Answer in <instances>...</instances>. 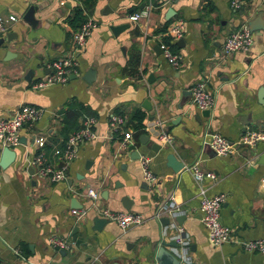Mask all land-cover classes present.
<instances>
[{
  "label": "crops",
  "instance_id": "0c3cea01",
  "mask_svg": "<svg viewBox=\"0 0 264 264\" xmlns=\"http://www.w3.org/2000/svg\"><path fill=\"white\" fill-rule=\"evenodd\" d=\"M159 1L0 0L1 15L20 18L9 28L10 41L0 35V117L23 104L44 109L34 125L21 128L13 163L0 168V264H264V252L244 251L232 241L211 246L196 209L201 193L223 194L220 222L231 236L264 241V140L230 156L202 146V139L214 132L234 140L244 130L264 131V0H241L237 10L229 6L231 0H177L156 7ZM146 5L152 6L146 18L127 20ZM29 6L35 7L33 26L22 20ZM74 7L93 26L74 53L73 72L64 83L33 88L47 73L48 62L69 52L72 28L66 17ZM168 8L173 14L165 20ZM176 20L182 21L183 32L179 46L176 41L171 49L182 61L173 68L157 39L167 41L161 34ZM242 23L251 32L249 50L222 57L223 39ZM114 25L120 26L115 34L109 29ZM200 81L215 91L207 112L183 93ZM70 103L81 107L77 125L82 115L95 116L98 137L79 147L65 179L49 182L34 175L31 157L41 150L47 162L59 165L65 116L74 111ZM136 111L143 114V128L133 131L134 144L124 152L107 118L120 114L125 128L133 130L129 116ZM161 130L168 142L159 140ZM141 134L148 136V144L139 142ZM40 136L44 143L39 149L35 140ZM151 143L158 149L152 150ZM132 152L149 159L152 184L143 181L139 157ZM167 154L182 164L179 170L171 169ZM194 162L215 178L195 182L186 169ZM88 188L97 193V207L139 213L144 222L121 230L107 221L91 230L96 215L85 195ZM120 197L128 200L127 210ZM170 204L184 215L181 225L166 211L152 217L159 206ZM71 208H87L85 217L75 220ZM70 234L68 249L49 244L52 237ZM170 240L177 246L161 245ZM159 247L172 256H156Z\"/></svg>",
  "mask_w": 264,
  "mask_h": 264
},
{
  "label": "built area",
  "instance_id": "2783aa9c",
  "mask_svg": "<svg viewBox=\"0 0 264 264\" xmlns=\"http://www.w3.org/2000/svg\"><path fill=\"white\" fill-rule=\"evenodd\" d=\"M177 0H160L156 7L169 6ZM242 4L241 0H231L229 6L237 10ZM151 5H146L144 8L135 11L127 16V20L135 22L142 18H146ZM19 17L13 14H0V35L8 33L9 28L15 23ZM182 21L176 20L165 26L161 36L167 37V42L157 39L158 48L165 62L175 68L181 64V56L171 49V45L181 37L183 32ZM93 26L92 19L85 20L75 29L70 31L69 41L70 50L67 54L53 58L46 65L47 73L44 74L38 81L33 84V88H40L49 84L64 83L70 72H73L75 65V51L84 46L86 37ZM252 36L248 26L244 23L240 24L233 31L228 33L223 39L221 45V56L227 57L233 52H247L252 44ZM190 92V102L199 110H209L214 104V90L208 89L204 81L193 84L188 89ZM44 113V109L38 106L23 104L16 110L6 116L0 117V147L13 149L20 143V130L22 127H31ZM126 119L120 115L111 113L107 118L109 129L120 136V148L127 152L134 144L133 130L125 128ZM96 118L93 115L84 114L79 120L78 127L70 131L62 142V149L59 155L60 163L58 166H53L47 162L43 151L39 150L31 157L33 173L39 178L46 179L49 182H59L65 179L66 171L69 163L77 156L79 147L83 143L90 142L98 137L95 130ZM157 125H159L157 123ZM161 142H168L169 138L161 130L158 136ZM264 140V131L261 130H244L238 138L229 140L218 133H210L202 139V146L209 148L217 156H230L236 154L244 147H251L256 142ZM44 143L42 136L37 137L35 144L37 148H41ZM149 159L145 156L139 157L141 176L144 182L148 185L152 184L155 176L148 168ZM192 179L195 182H202L204 178L214 179L215 175L202 169L197 162L189 165L187 168ZM200 196L197 205L200 223L205 230L206 238L211 246H220L225 242H234L242 250L247 252H264V241L262 239L240 240L231 236L230 228L220 222V207L223 201V194H215L211 196ZM85 195L91 200V206L95 211V215L104 218L108 222L114 223L121 230L133 226H137L144 222L145 218L139 213L129 211H112L108 208L97 207L94 201L97 198V193L88 188L85 190ZM169 206H159L152 214V217L157 219L164 211L168 214L175 215L180 212L179 208ZM86 209L76 210L71 208L69 214L75 220L79 221L86 215ZM178 241L180 239L178 238ZM49 244L54 248L68 249L73 244L70 240L52 237L49 239Z\"/></svg>",
  "mask_w": 264,
  "mask_h": 264
},
{
  "label": "water",
  "instance_id": "95a60500",
  "mask_svg": "<svg viewBox=\"0 0 264 264\" xmlns=\"http://www.w3.org/2000/svg\"><path fill=\"white\" fill-rule=\"evenodd\" d=\"M34 11H35V7L34 6H29L28 8H27V10L24 12V14H23V16H22V20L26 23V24H28V25H30V26H33L36 22V20L34 19V17H33V13H34ZM172 14H173V10L171 9V8H168L167 10H166V12H165V16H164V19L165 20H168V18L169 17H171L172 16ZM127 26V24H125V27ZM120 28V26H117V25H114V26H110V30H111V32L113 33V34H115V32L118 30ZM12 33L11 32H8V33H6V35H5V39H6V41H10L11 40V38H12ZM179 42H180V39L179 40H177V42H176V44H177V46H179ZM158 47V46H157ZM88 74H89V72H88ZM87 77V76H86ZM86 77H84L83 79L85 80V81H89V79H88V77L86 78ZM185 95L186 94H190V92L189 91H184L183 92ZM183 94V95H184ZM182 106V104L181 103H179L178 104V108H180ZM204 112H207V110H203ZM177 118L178 117H176V120H177ZM175 121V120H174ZM138 139H139V142L141 143V144H148V136L146 135V134H141V135H139V137H138ZM158 145L157 144H150V148L152 149V150H157L158 149ZM132 153H135L134 155V158L135 159H137L138 157H139V154L137 153V152H132ZM213 153V152H212ZM214 154V153H213ZM132 155V154H131ZM15 157H16V153H15V151H14V149H9V148H7V147H1V149H0V168L1 169H6L11 163H13V161L15 160ZM166 161H167V163H168V165L171 167V169L173 170V171H177V170H179L181 167H182V164L179 162V161H177L176 159H175V157L172 155V154H167L166 155ZM120 202H121V204H122V207L125 209V210H127L128 209V204H129V202H128V200H126V198L125 197H120ZM174 216V215H173ZM174 219H175V221L177 222V224L178 225H181V223H182V220L184 219V215H179V214H175V216H174ZM160 222H161V224H163V225H166V224H168V220H167V218H160V220H159ZM107 221L104 219V218H101V217H98V216H95V217H93L92 219H91V223H92V227H91V230H93V231H97V230H99L105 223H106ZM72 234V233H71ZM71 234L66 238L67 240H70V236H71ZM161 245L162 246H171V247H176L177 245H176V242L174 241V240H170L167 244H165L163 241H161ZM162 255V254H166L168 257H171L172 256V254L171 253H169V252H165L164 251V248L163 247H159L158 249H157V253H156V256H159V255ZM175 262H176V260H174V263L173 264H175Z\"/></svg>",
  "mask_w": 264,
  "mask_h": 264
},
{
  "label": "trees",
  "instance_id": "16d2710c",
  "mask_svg": "<svg viewBox=\"0 0 264 264\" xmlns=\"http://www.w3.org/2000/svg\"><path fill=\"white\" fill-rule=\"evenodd\" d=\"M95 0H83V4L85 5H91ZM85 20V17L82 13V10L80 7H74L71 9V12H70V15H68L66 17V22L68 23V25L72 28V29H75L76 27H78L83 21ZM164 41H166L164 39ZM167 42V41H166ZM175 44L171 45V46H174ZM69 107L68 108H72L74 109L73 112L68 113L67 116H65V120H64V125H65V128H64V132H65V135H64V138L63 140L66 138L67 134L76 129L78 127V125L76 124V119L78 118L79 116V110L81 109L80 105L78 104H75V103H70L68 105ZM76 109V110H75ZM78 109V110H77ZM143 118V114L142 112H139V111H136V112H133L130 114L129 116V119L135 121V124L133 126V131L135 130L137 133H141V129L143 128V125L141 124V120ZM136 135L134 133V136L133 138H135Z\"/></svg>",
  "mask_w": 264,
  "mask_h": 264
}]
</instances>
